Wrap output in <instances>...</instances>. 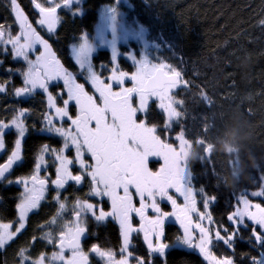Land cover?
Returning a JSON list of instances; mask_svg holds the SVG:
<instances>
[{
  "label": "snow or ice",
  "instance_id": "1",
  "mask_svg": "<svg viewBox=\"0 0 264 264\" xmlns=\"http://www.w3.org/2000/svg\"><path fill=\"white\" fill-rule=\"evenodd\" d=\"M72 2L73 0H45L41 3L32 0L40 17L37 24L46 28L48 33H54L62 22L58 10L66 9ZM10 5L19 34L8 35L5 39L4 26H0V44L11 46L10 51L14 60L19 58L26 62L25 68L18 70V74L22 76V85L14 87V95L16 97L29 96L37 90L45 94L46 110L41 116L42 127L35 129L33 126V130L61 138L62 146L56 148L43 144L34 157L31 172L15 179H8L6 174H10L15 166L23 162L22 144L29 131L26 126V116L30 110L14 109L10 120L7 122L0 120V151L6 149V130L11 128L16 132L10 154L4 162L0 163V181L6 180L8 185L17 184L22 185L23 188L19 194V202L15 205L18 211V226L13 231V224L0 223V249H3L25 229L29 214L39 208L50 186L56 189L53 199L59 202V209L65 210L66 204L61 200L59 190L65 189L70 182L81 185L87 179L90 199L99 198V200L96 203L90 202V199L77 200L70 213L74 218L60 223L58 234L55 237L53 236L55 230L46 234L47 243L56 250L50 256L40 254L34 261L26 258L24 264H46V262L47 264H57V262L58 264H90L92 256L98 258V264L99 261H102V264H155L157 256L161 264H166V256L172 245L165 242V222L171 217L175 218L182 229V234L175 238L176 243L189 250H196L206 264H235L234 255L218 257L213 252V248L217 243L222 242L234 252V241L237 237H241V227L249 228L247 222L251 223L248 239L254 242L253 247L260 246L258 256L264 257V206L261 203H253L251 199L264 198V186L258 191L238 194L233 210L226 216L227 221L232 225L230 230L226 225L218 224L211 215L210 204L217 199V196L207 193L206 188L193 193L191 189L186 191L180 182L176 181L174 186L168 190H161L158 198L149 192L147 200L144 199L145 193L137 189L130 207L131 193L128 185L116 182L117 169L112 161L117 157L119 149L111 134L113 127L122 124L123 120L127 119L124 114L125 106L131 103L133 97L137 98L138 102L147 100L150 104L152 99L147 95L148 90L163 87L166 84L167 88L164 91L159 93L153 91L152 96L159 97L158 109L166 115L165 124L167 125L168 121L179 115L171 107L170 93L188 84V81L181 79L180 70L167 62L149 65L147 60L138 61L134 55L135 50L126 51L121 55L113 40L109 58L112 67L109 69L110 74L102 79L101 73L96 71L92 62L95 53L93 45L84 33L79 43L72 45V55L80 73L86 76L85 83H88L94 90V94H89L85 90V84L77 83L76 75L62 65L49 41L44 39L32 26L18 0H10ZM113 5H115V0H113ZM75 11L78 12L79 9ZM109 11L112 14V30L115 36V7H111ZM260 23L264 25V20ZM38 45L43 50L35 55L34 59L30 58V54L37 51ZM0 54H7V49L0 46ZM121 56L137 64L135 75L120 69L118 60ZM6 71H11V69H6ZM126 81L134 84L135 87L125 86ZM58 82L62 84V88L54 93L50 89L54 88ZM7 83L10 81L0 83V92L5 90ZM114 87L119 90H114ZM58 98L60 99L59 105ZM70 105L75 106V114L70 113ZM138 114L141 117L139 120L136 119ZM145 116L146 107L142 102L139 103V110L137 105H132L131 119L135 124L146 125ZM115 131L119 132L120 128L115 127ZM148 131H156L155 126H149ZM170 138L182 143L184 137L183 133H179ZM46 156L50 159H46ZM167 163L168 160L165 157V164ZM49 165L54 169L55 178H52L53 173L47 171ZM74 167L78 171L74 172ZM42 170L45 172L44 176H41ZM164 171V167L158 169V172ZM170 178L165 176L164 182L167 183ZM198 196L201 197L200 203L203 211L198 208ZM105 198L110 202V210H105L103 207L102 201ZM180 198H182V203L178 202ZM161 202H167L171 211H164ZM149 212L152 214L149 215ZM88 216L96 222L112 219L118 225L121 237L119 249L105 250L93 244L90 250L83 251L82 239L87 234V228L82 218ZM134 217L138 221L135 224L132 223ZM49 223L57 224L56 217H53ZM134 234L140 235L146 247V255L140 256L131 250ZM244 258L241 257V259ZM248 259L250 264H264V259L250 255Z\"/></svg>",
  "mask_w": 264,
  "mask_h": 264
},
{
  "label": "trees",
  "instance_id": "2",
  "mask_svg": "<svg viewBox=\"0 0 264 264\" xmlns=\"http://www.w3.org/2000/svg\"><path fill=\"white\" fill-rule=\"evenodd\" d=\"M20 3L35 21L38 17L31 0ZM106 5L114 6L113 0H83L78 13L61 11L62 22L56 34L46 39L66 69L76 71L70 46L83 33L92 34L100 10ZM120 6L128 7L130 15L146 28L149 40L156 45L151 59L176 67L182 72V80L188 81L175 93L182 117L174 133H183L197 153L188 165L192 190L200 192L206 188L207 193L217 196L209 211L218 224L231 230L226 216L233 210L238 194L264 186V25L260 23L264 20V0H127ZM0 26H9L13 36L18 31L6 0L0 1ZM10 49L9 46L7 54H0V83L10 81L0 92V120L11 118L21 101L12 93L14 87L22 85L18 70L24 69L25 64L19 58L14 60ZM100 57L108 59L106 52L97 58ZM9 68L11 71H6ZM19 106L30 110L26 118L29 130L42 125V100ZM41 141L44 138L33 134L28 137L23 171L31 164ZM14 194V188L0 187L3 217L14 215ZM256 203L264 206V198H256ZM50 213L51 209L45 207L31 216L23 234L0 254V264H12L19 247L29 254L31 238ZM247 223L248 229H240L242 238L234 241V252L222 242L216 244L213 252L218 257L234 255L235 264H250L249 255L264 259L258 256L260 246L253 247L254 242L248 239L251 223ZM167 234L170 243L180 235L172 225ZM97 240L117 242L116 229L111 225L99 228ZM140 252L146 255L144 250ZM155 264H161V260L155 259ZM166 264L206 262L195 251L174 248L166 256Z\"/></svg>",
  "mask_w": 264,
  "mask_h": 264
},
{
  "label": "flooded vegetation",
  "instance_id": "3",
  "mask_svg": "<svg viewBox=\"0 0 264 264\" xmlns=\"http://www.w3.org/2000/svg\"><path fill=\"white\" fill-rule=\"evenodd\" d=\"M3 1V0H0ZM8 5H10V0H6ZM83 0H80L79 3H72L70 7L66 9H60L58 10V15H61L62 10H67L72 13H78L80 11L79 5L82 4ZM21 0H18L19 5L23 9L21 5ZM32 2V0H31ZM38 2V1H37ZM39 2L44 3L45 0H39ZM121 4L126 3H120L119 5H114V7H119ZM11 6V5H10ZM45 6H48L45 4ZM33 8V3H32ZM75 9H79L78 12L75 11ZM34 10V9H33ZM24 13L25 10L23 9ZM35 12V11H34ZM13 13V12H12ZM36 13V12H35ZM37 14V13H36ZM100 15V14H99ZM29 17V16H28ZM37 17L35 21H33V27L36 28L37 32L44 38L54 37L56 34L59 25L57 26V29L54 33H48L44 28L40 27L37 24V21L39 19V15L37 14ZM99 19V18H98ZM98 22V21H97ZM97 24V23H96ZM96 26V25H95ZM139 26V25H138ZM143 27V26H142ZM146 30V28L143 27V30ZM3 30L5 31V39L7 38V34L9 33V26H4ZM116 32L117 29H115ZM19 30L17 31V33ZM95 32V27L92 32V34L86 33L88 38H92L93 40V34ZM106 34L102 36V41H96L99 44H104L102 47L98 46L95 49V53L92 57L93 65L98 73H101L102 79L106 78L108 76L109 69L112 67V65L109 63V58L111 54V47L112 42L115 40V45L119 49L120 54L123 55L126 53V51H133L134 55L136 56L138 61L144 62L147 60L149 65H156L160 62L154 61L151 59V52H147V54H141L138 50H136L133 46V42L129 40V43L132 45H125L120 44L117 39L114 37V35L111 33L109 29H106ZM143 32V31H142ZM84 34V33H83ZM82 34V35H83ZM81 35V36H82ZM141 36V35H140ZM138 36V38H140ZM47 40V39H46ZM80 40V39H79ZM79 43V41L77 42ZM76 44V43H75ZM0 46L4 47V45L0 44ZM7 49V47H5ZM124 48V49H122ZM72 45L70 46V54L72 55ZM108 55L107 61L104 59L97 58L99 55L105 53ZM56 57L57 54L55 53ZM58 58V57H57ZM97 58V59H95ZM74 60V59H73ZM75 62V60H74ZM119 67L121 70H123L126 73L129 74H136L137 64L134 63L131 59H126L124 56H121L118 60ZM68 70V69H67ZM69 72L76 75L77 83H84L85 84V90L89 92V94H94L93 88L88 84L85 83L86 76L82 75L80 73L79 67L77 65L76 71L68 70ZM182 79V77H181ZM129 87H135L134 84H131L130 82L126 81V85ZM181 87V86H180ZM62 88L61 83H57L54 88H51L50 90L54 93ZM167 88V85L165 84L161 88H155L153 90H148L147 95L151 97L152 102L149 104L147 103V100L140 101L142 102L146 107V116L145 119L147 121L146 125L140 126L135 124L131 117H132V105H137L139 110V103L137 98L133 97L131 99V103L126 105L124 108V114L126 115L127 119L123 120L122 124L116 125L115 127H119L120 131L116 132L115 127H113L112 130V139L117 145L119 152L115 159H113L112 163L117 169V176H116V182L117 183H124L128 185L129 192L131 193V196L129 198V206L131 207V200L135 198L137 189H139L140 192L145 193L144 199H148V193L151 192L153 196H156L158 198V194L161 190H168V188L174 186L175 182L178 181L183 187V180L179 174L180 168L182 165L180 162L182 161L181 154H179V143L171 139L170 137L175 136L176 134H179L175 130L178 128L177 124H179L180 116L178 115L176 118H173L172 120L168 121L167 125L165 124V121L167 120L166 115L162 114V110L158 109L160 100L158 96H152V92L155 91L157 93L164 91ZM179 89V87L175 90H173L170 93V103L171 107L179 112L180 108L177 107V104L175 102H178V99L175 97L176 91ZM114 90H119L118 88L114 87ZM13 96L14 93H12ZM16 97V96H15ZM18 100H21L19 102V105H23L24 103L31 102L35 99H40L45 103L46 96L42 93V91L37 90L34 94H31L29 96L24 97H16ZM66 98V96L64 97ZM58 105L60 104V99L57 100ZM18 105L16 109H20L21 107ZM46 110V105L45 109ZM70 113L75 114V106L70 105ZM43 111V112H44ZM30 112V111H29ZM28 116V115H27ZM26 116V118H27ZM136 119H141L140 115L138 114L136 116ZM9 119L4 120L7 122ZM176 121V124H174ZM155 126L156 131L150 132L148 131L149 126ZM65 126H67V122H65ZM94 126V122H93ZM35 127V129L41 128ZM30 134L39 136L40 138H44V141H41L38 146L36 147L33 156L31 164L28 168H26V171H23L24 164L26 162V143L27 139L30 136ZM16 138V132L15 130L8 129L5 132V140H6V149L3 151H0V163L4 162V160L7 158V156L10 154V151L13 147V141ZM43 144H49L52 147L59 148L62 146V140L59 137L53 136L49 133H40L38 131L29 130L26 134L23 144H22V155H23V162L20 163L18 166H15L14 169L11 171L10 174H6L8 176V179H15L16 177H19L21 175H26L31 172L34 164V157L36 154H38L39 149ZM162 144L164 145L162 147ZM69 155H72L73 153H68ZM165 157H167L168 163L165 164ZM87 158V157H86ZM46 159H50V157L46 156ZM195 159V158H193ZM193 159H190L189 162ZM188 162V165H189ZM181 165V167H180ZM161 167H164V172H158V169ZM47 171L49 173H53L52 178L54 177V169L51 165L47 168ZM73 171H78L75 167L73 168ZM45 172L41 171V176H44ZM168 176L171 177L167 180V183L164 182V177ZM135 185V186H134ZM0 187L3 189L8 188H14L15 194H14V215L11 218L3 217V211L0 209V223H10L13 224V231L15 230V227L18 226V211L15 207V205L19 202V194L22 192L23 188L22 185L17 184H11L8 185L7 181H0ZM189 189H193L191 186V180L188 184ZM56 189L53 187H49L48 191L45 194V200L41 202L39 208L37 210L32 211L27 220H26V227L27 228L29 224V220L33 214H37L40 212L43 208L47 207L51 209V213L47 216L46 220L43 221L41 224L39 232L36 234L35 237L31 238V246L29 248V254H27V250L25 248L19 247L17 249V254L15 255L14 262L12 264H24L25 259H29L34 261L40 254H47L51 255L53 251L56 249L47 243L46 240V234L50 231H53V236L55 237L56 234H58L59 228L58 225L64 221H68L73 219L70 215L71 211L74 209V204L77 200H84V199H90V191H89V181L86 179L81 185H75L73 182H70L65 189L59 190L61 192V200L65 202L66 208L65 210L59 209V202L55 201L53 199L55 195ZM193 191V190H192ZM99 198H91L90 202L96 203ZM2 201V198L0 196V203ZM178 202H182V198L178 199ZM103 207L105 210H110V202L105 198L102 201ZM161 207L164 211H171L170 205L167 202H161ZM59 213V215H57ZM98 214V213H97ZM152 213L149 212V215ZM53 217H56L57 224H50L49 222L53 219ZM82 222H86V228H87V234L82 239V249L83 251L90 250L91 246L93 244L99 245L102 249L105 250H117L121 246V237L119 235L118 225L112 220L108 219L104 222H96L91 216H88L87 218H82ZM137 219L134 217L132 220V223H137ZM113 226L117 231L118 241L112 242L111 240H108L106 243H102L97 240V233L99 228H106L107 226ZM176 226L179 229V224L175 220H171L169 218L165 222V231H166V239L165 242L172 245V247L168 250V252L171 249L179 248L180 250H187L186 247L182 245H178L176 243V240L172 243L167 241V232L169 226ZM22 230L21 233H19L12 241H10L3 249H0V254H3L5 250L14 243L20 235L23 234L25 231ZM179 233L181 234V231L179 229ZM35 239H37L38 244H35ZM133 240V247L132 251L140 256H143L140 252L141 250H144L146 252V247L144 243L142 242V239L139 234H134L132 237ZM23 250V251H21ZM188 251V250H187ZM168 254V253H167ZM156 259L160 258L157 256ZM47 264V262H46ZM58 264V262H57ZM90 264H98V258L95 256L90 257ZM99 264H102V261H99Z\"/></svg>",
  "mask_w": 264,
  "mask_h": 264
},
{
  "label": "rangeland",
  "instance_id": "4",
  "mask_svg": "<svg viewBox=\"0 0 264 264\" xmlns=\"http://www.w3.org/2000/svg\"><path fill=\"white\" fill-rule=\"evenodd\" d=\"M111 7H113V6L106 5V6H103L101 8L99 19H98V22H97V24L95 26V32L92 35L93 36V40H92V38H88L89 42L93 45L94 51H95V49L98 46L102 47L104 45V44H102V42H101V44H99V42H100V40L102 41V36L107 33L106 29H109L111 31V33L113 34V30H112V25H113L112 14L109 11V9ZM115 10H116L115 29H117L118 32L115 31V36L114 37L117 39V41L120 44L131 45L129 43V40H130V41L133 42L134 48L136 50H138L141 54H143V53L147 54V52H149V51L152 53V51H153V49H155L154 47L156 45L149 40L148 32L145 29L143 30L140 38H138V25L139 24L130 15L128 7L119 6V7H115ZM13 15H14V13H13ZM29 22L33 26V23H32L30 18H29ZM17 34H19V32L16 33V35ZM8 35H11V34L8 33L7 37H8ZM96 41H99V42L97 43ZM9 46L10 45H4V47H9ZM131 47H132V45H131ZM42 50H43L42 47L38 45L37 46V51L34 54H30V58L34 59L35 55H38L39 52L42 51ZM72 57H73V55H72ZM73 59H74V57H73ZM23 63L26 64V62H23ZM175 104H177V107L181 109V107H180L181 104H180L179 101L175 102ZM178 113H179V116H180L181 115L180 114V110H179ZM180 117H182V116H180ZM174 124H176V121H175ZM12 130H14V129H12ZM183 137H184V134H183ZM179 146H180L179 147V152H180L179 154H181V157H182V161L180 162L182 167L180 165L181 168H180L179 174L181 175L180 177L182 179H184L183 180V188L187 191L189 189L188 184L190 183V180L192 178L191 173L189 171L188 162H189L190 159L196 158L197 157V153L195 155V153L193 151V146L187 142L185 137L183 138V142L179 143ZM206 150H208V149H206ZM192 192L193 193H198V192H195V191H192ZM248 193H250V192H248ZM200 198H201L200 196L197 197L198 208H200V210L203 211L204 209L202 207V204L200 203V200H201ZM251 199H252L253 203H256V198H251ZM171 220H175V218L171 217ZM205 223H207V222L205 221ZM179 229H180L181 234H182V229L180 227H179ZM193 251L198 253L196 250H193Z\"/></svg>",
  "mask_w": 264,
  "mask_h": 264
},
{
  "label": "water",
  "instance_id": "5",
  "mask_svg": "<svg viewBox=\"0 0 264 264\" xmlns=\"http://www.w3.org/2000/svg\"><path fill=\"white\" fill-rule=\"evenodd\" d=\"M73 2L74 3H79L80 2V0H78V2H77V0H73ZM72 2V3H73ZM71 3V4H72ZM115 3H116V5H119L120 3H127V0H116L115 1ZM71 4L68 6V7H70L71 6ZM67 7V8H68ZM33 9H34V11L38 14V10H36L35 8H34V5H33ZM39 15V14H38ZM40 18V17H39ZM45 30H46V28H44ZM142 31H143V27L141 26V25H139L138 26V36H140L141 34H142ZM157 88H161V87H157ZM155 89V88H154ZM149 90H153V89H149ZM208 150H206V157L208 156ZM188 251H193V250H189V249H187Z\"/></svg>",
  "mask_w": 264,
  "mask_h": 264
}]
</instances>
